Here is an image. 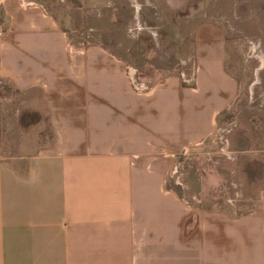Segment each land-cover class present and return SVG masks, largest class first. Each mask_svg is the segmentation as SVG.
I'll use <instances>...</instances> for the list:
<instances>
[{"label":"crops","instance_id":"0c3cea01","mask_svg":"<svg viewBox=\"0 0 264 264\" xmlns=\"http://www.w3.org/2000/svg\"><path fill=\"white\" fill-rule=\"evenodd\" d=\"M54 10L0 0V85L38 90L52 128L43 150L4 156L0 98V264H264V202L196 211L166 185L163 158L209 152L238 97L220 41L202 26L189 81L170 74L137 91L122 58L71 44ZM254 96L264 109V90ZM240 152L256 153L229 157ZM260 155L242 171H261Z\"/></svg>","mask_w":264,"mask_h":264},{"label":"rangeland","instance_id":"374dc122","mask_svg":"<svg viewBox=\"0 0 264 264\" xmlns=\"http://www.w3.org/2000/svg\"><path fill=\"white\" fill-rule=\"evenodd\" d=\"M42 1L55 9L71 44H100L134 69L139 82L181 73L189 80L199 53L197 31L203 26L205 35L219 40L225 66L238 80V97L218 116L217 140L209 152L180 149L163 158L166 185L196 211L237 216L258 209L264 202V168L242 170L246 163L261 161L264 151V109L251 107L254 95L264 90V67L258 70L264 65V0ZM0 98L2 154L43 150L52 128L40 92L18 91L2 82ZM223 146L230 154L223 153ZM247 148L256 153L229 157Z\"/></svg>","mask_w":264,"mask_h":264},{"label":"built area","instance_id":"2783aa9c","mask_svg":"<svg viewBox=\"0 0 264 264\" xmlns=\"http://www.w3.org/2000/svg\"><path fill=\"white\" fill-rule=\"evenodd\" d=\"M127 75L129 76V79L132 82L133 87H134L135 90L143 91V90L146 89L145 85H143L142 83L137 81V79L135 78V70L134 69H131V68L127 67ZM225 145H226V143H225ZM183 150H185V152H186L187 149H183ZM221 150L223 151L224 154L230 153V151H228V149L226 147H224V146L222 147Z\"/></svg>","mask_w":264,"mask_h":264}]
</instances>
